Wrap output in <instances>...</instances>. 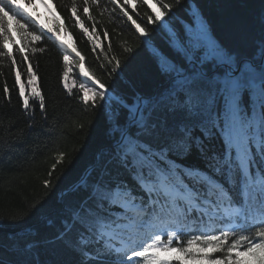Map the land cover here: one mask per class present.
I'll return each mask as SVG.
<instances>
[{
	"label": "snow or ice",
	"instance_id": "obj_1",
	"mask_svg": "<svg viewBox=\"0 0 264 264\" xmlns=\"http://www.w3.org/2000/svg\"><path fill=\"white\" fill-rule=\"evenodd\" d=\"M156 3L163 10L154 16L146 12L147 23L167 25L164 17L182 0ZM143 6L152 8L151 0H70L66 8L85 36V20L92 22L93 34L100 23L94 9L110 21H130L146 37V28L133 19ZM29 7L35 9V0H0V60L13 69L17 56L28 64V95L21 71H15L22 107L31 109V99L42 112L46 108L27 53H35V45L47 37L62 52L69 94L76 87L75 80L68 82L75 64L87 78L79 84L84 104L107 101L111 108L112 147L72 187L73 200L62 210L54 234V254H71L70 264H264V35L258 56H241L213 37L193 6L195 30L185 26L191 38L174 45L175 59L160 58V79L152 91L128 98L110 95L85 68L84 57L61 39L60 25L40 24ZM103 34L108 36L106 30ZM96 47L93 42V51ZM108 63L112 73L121 66L116 57ZM4 93L10 102L6 83ZM62 159L61 154L57 162ZM10 264L69 262L20 251Z\"/></svg>",
	"mask_w": 264,
	"mask_h": 264
},
{
	"label": "trees",
	"instance_id": "obj_2",
	"mask_svg": "<svg viewBox=\"0 0 264 264\" xmlns=\"http://www.w3.org/2000/svg\"><path fill=\"white\" fill-rule=\"evenodd\" d=\"M44 3L47 0H35V9L29 7V11L39 17L43 8L55 15L56 22L64 26L72 38L76 51L84 57L85 68L108 87L112 96L130 98L136 92L147 94L154 89L160 79V58L175 59L178 53L174 45L177 42L183 45L191 38L185 26L195 30L191 16L193 6L209 25L213 37L241 56H258L264 35V0H182L181 5L164 17L167 25L162 21L147 23L146 12L154 16L163 10L156 0H151L152 8L139 7L140 16L133 14V19L146 28V37L140 36L130 21L120 17L110 21L107 13L101 17L92 9V15L100 23H97L93 34L92 22L84 21L91 40L70 19L71 13L66 8L70 0H52L48 7ZM105 30L107 37L103 34ZM13 35L16 45H20L19 36ZM93 42L97 45L95 51ZM109 44L111 51L108 50ZM35 47L38 50L27 55L36 75L35 83L45 98L43 112L39 103L31 99V109L26 111L22 107L15 71H21L20 82L26 85L25 94L28 95V64H21L17 56V68L13 69L9 61L0 60V225L28 227V230L15 235L0 232V260L10 264L20 251H24L29 257L38 256L53 262L62 260L70 264L71 254H54V234L58 230L62 210L73 200L72 192L63 197V201L61 194L80 181L89 168L99 166L101 160L96 163V158L106 156L111 149V108L107 101L98 100L95 107L91 102L84 104L79 84L87 78L80 76L75 64L68 82L71 86L75 80L76 87L69 94L64 88L63 56L57 44L46 37ZM125 47L132 51L124 52ZM41 48L43 51H39ZM8 49L15 54L12 44ZM111 57L121 62L115 73H112L113 65L108 63ZM5 83L9 88L10 102L5 97ZM61 154L63 159L58 163ZM46 180L50 182V188L44 187ZM129 183L132 182L129 180ZM13 214L22 218L12 220Z\"/></svg>",
	"mask_w": 264,
	"mask_h": 264
},
{
	"label": "rangeland",
	"instance_id": "obj_3",
	"mask_svg": "<svg viewBox=\"0 0 264 264\" xmlns=\"http://www.w3.org/2000/svg\"><path fill=\"white\" fill-rule=\"evenodd\" d=\"M39 22L40 24L46 25L47 27H56V25H59L56 20L54 19L55 15L51 11H45L43 8L39 11ZM61 27V39L65 41L66 44L70 45L71 47H74L72 38L70 35L66 32L64 26Z\"/></svg>",
	"mask_w": 264,
	"mask_h": 264
},
{
	"label": "water",
	"instance_id": "obj_4",
	"mask_svg": "<svg viewBox=\"0 0 264 264\" xmlns=\"http://www.w3.org/2000/svg\"><path fill=\"white\" fill-rule=\"evenodd\" d=\"M96 162H99V157H97ZM92 168H93V167L89 168V169L85 172V174L83 175V177H85V176L87 175V173H88ZM80 180H81V179H80ZM76 184H77V183H76ZM76 184H74V185H76ZM74 185H73V186H74ZM73 186H71L68 190L64 191V192L61 194V198H62L63 196H65V195H67L68 193L72 192L71 189H72ZM62 199H63V198H62ZM2 231L5 232V233H9V234H13V235H15V234H19V233L25 231V228H9V227H5V226L0 225V232H2Z\"/></svg>",
	"mask_w": 264,
	"mask_h": 264
},
{
	"label": "bare ground",
	"instance_id": "obj_5",
	"mask_svg": "<svg viewBox=\"0 0 264 264\" xmlns=\"http://www.w3.org/2000/svg\"><path fill=\"white\" fill-rule=\"evenodd\" d=\"M99 160H100V158H99ZM90 171H91V170H90ZM68 194H69V193H68ZM68 194H67V195H68ZM65 196H66V195H65ZM65 196H63V197H65ZM63 197H62V198H63ZM62 198H61V200L63 201V199H62ZM26 230H28V227H27V228H25V231H26ZM2 232H3V231H2ZM23 232H24V231H23ZM21 233H22V232H21Z\"/></svg>",
	"mask_w": 264,
	"mask_h": 264
}]
</instances>
